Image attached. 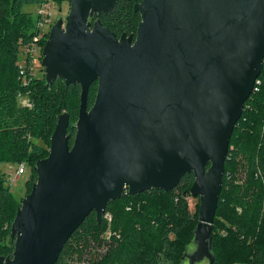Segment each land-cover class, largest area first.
I'll return each mask as SVG.
<instances>
[{"label":"water","instance_id":"1","mask_svg":"<svg viewBox=\"0 0 264 264\" xmlns=\"http://www.w3.org/2000/svg\"><path fill=\"white\" fill-rule=\"evenodd\" d=\"M68 2L41 65L46 86L58 79L80 88L74 135L62 113L10 226L13 253L0 264H56L91 212L99 223L124 191L168 192L191 173L198 223L194 250L181 261L214 264L211 229L229 140L264 62V0H141L135 35L120 38L98 19L91 24L117 0Z\"/></svg>","mask_w":264,"mask_h":264},{"label":"trees","instance_id":"2","mask_svg":"<svg viewBox=\"0 0 264 264\" xmlns=\"http://www.w3.org/2000/svg\"><path fill=\"white\" fill-rule=\"evenodd\" d=\"M40 2L0 0V165L25 164L30 172L25 196L36 181L33 167L48 156L59 115L68 113V133L73 136L79 108L78 85L66 86L57 79L46 86L44 77L30 78L29 72L25 77L19 75V57L36 34L35 18L23 7ZM140 2L117 0L113 13H101L97 18L117 38L135 35L141 17L133 9ZM45 42L41 39L36 45L42 49ZM257 80L258 90L245 101L229 140L211 229L214 264H264V62ZM96 88V83L89 88L88 107L94 102ZM19 94L31 107L19 104ZM240 159L243 163L238 171ZM193 181L191 173L168 192L152 189L139 195L123 194L107 204L99 223L91 212L67 240L56 264H66L73 255L81 261L91 245L104 249L91 252L85 264H182L184 246L194 237L198 223V198L194 212L189 208ZM21 200L15 199L8 178L0 172L2 257L13 253L10 226ZM224 251L228 252L225 256Z\"/></svg>","mask_w":264,"mask_h":264},{"label":"rangeland","instance_id":"3","mask_svg":"<svg viewBox=\"0 0 264 264\" xmlns=\"http://www.w3.org/2000/svg\"><path fill=\"white\" fill-rule=\"evenodd\" d=\"M69 8H70V5L68 3V0H60V1L48 0L45 3V10H47L50 13L49 22L47 24H44L39 29V32L41 34H44V33L49 34L50 28L53 26V24L58 19H62V23H64V19L69 13ZM37 9H38L37 4H31V5H27V6L23 7V11L29 13L34 18L36 16ZM47 36H44V39L47 40ZM40 45H41V43H40ZM33 47L35 48V51L31 56V58H32L31 67L33 69L32 73H33L34 77H36L38 79H41L43 77L45 78L44 68L41 65V59H42L41 58V52L42 51H39V47L37 45H35ZM57 89H59V86H57ZM242 163H243V161L240 159L239 164H238V171H239V165H242ZM16 169H17V165H13V164H1L0 165V172L4 173L9 180L8 184H9L10 191H11L12 195L15 197V199L17 201H19L20 199H23L25 197V194H26L25 182L28 180L30 172L26 168L25 173L16 179L15 178V170ZM157 197L161 198L160 195H158ZM196 203H197V199H194L193 197H191V199H189L190 212H194ZM107 235H108L107 233L104 234V236H107ZM192 241H193V237H192V240H190V242L188 241V243H186V246H184L186 248V251H188V252H191L194 250V246L192 245ZM11 242H13V241L11 240ZM6 243L8 244L7 240H6ZM103 249H104L103 247L102 248H96V247L94 248V246L91 245L90 248H88L87 251L84 252L81 261L76 260V255H73L72 257L67 258L65 263L66 264H85L87 262V258L89 256V254L91 252L97 251V252L101 253L103 251ZM227 253H228L227 251H224V256ZM224 256L221 254V256H220L221 259H224ZM226 258H227V256L225 257V259ZM182 264H187V262L186 261L182 262ZM198 264H207V261L203 260L202 262H200ZM232 264H238V263H232Z\"/></svg>","mask_w":264,"mask_h":264},{"label":"built area","instance_id":"4","mask_svg":"<svg viewBox=\"0 0 264 264\" xmlns=\"http://www.w3.org/2000/svg\"><path fill=\"white\" fill-rule=\"evenodd\" d=\"M48 0H41L40 3H38V9L36 12V16H35V24H34V29L33 31L36 33L33 37H32V41L27 45V47H25L24 51L22 52V54L19 57V61H18V70H19V75L20 77H25L26 72H29V76L34 77L33 73H32V54L35 51V48L33 46H35L37 44L38 41H40L41 39H44V36H47L48 33H44L41 34L39 32V29L44 25L47 24L49 22V17H50V13L45 10V3ZM39 51H42V49L39 47ZM258 79V78H257ZM255 81L254 83V87H253V91H257L258 90V85L260 84L259 80ZM18 102L21 106L24 107H31V102L25 98L23 95L19 94L17 96ZM26 171V166L24 163H20L17 165V169L15 170V178L17 179L19 176L23 175ZM9 181V180H8ZM127 191H124L123 194H127ZM122 194V195H123ZM106 218L108 220H110V216L107 214Z\"/></svg>","mask_w":264,"mask_h":264},{"label":"flooded vegetation","instance_id":"5","mask_svg":"<svg viewBox=\"0 0 264 264\" xmlns=\"http://www.w3.org/2000/svg\"><path fill=\"white\" fill-rule=\"evenodd\" d=\"M69 3V2H68ZM96 19H98L97 17L96 18H94L93 20H91V24L93 23V21H95ZM62 25L64 26L65 25V22L64 23H62ZM51 29V28H50ZM48 37V36H47ZM96 86H97V83H96ZM194 199H197V197H193ZM198 201H199V199H198Z\"/></svg>","mask_w":264,"mask_h":264}]
</instances>
